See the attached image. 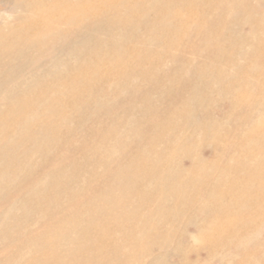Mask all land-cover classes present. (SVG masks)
I'll use <instances>...</instances> for the list:
<instances>
[{
	"label": "rangeland",
	"instance_id": "rangeland-1",
	"mask_svg": "<svg viewBox=\"0 0 264 264\" xmlns=\"http://www.w3.org/2000/svg\"><path fill=\"white\" fill-rule=\"evenodd\" d=\"M119 1L0 0V264H264V29L237 72L251 92L213 85L197 131L171 121L215 59L204 41L251 37L264 0ZM172 133L183 150L154 167Z\"/></svg>",
	"mask_w": 264,
	"mask_h": 264
},
{
	"label": "bare ground",
	"instance_id": "bare-ground-1",
	"mask_svg": "<svg viewBox=\"0 0 264 264\" xmlns=\"http://www.w3.org/2000/svg\"><path fill=\"white\" fill-rule=\"evenodd\" d=\"M103 1H105V0H103ZM177 1L180 3L181 6H187V7L188 6H199L201 4L200 0H177ZM166 2H167V0L163 1L162 4H164ZM121 4H123V1L120 0L119 5L121 6ZM157 5H158L157 3H153V7L151 8V10H152V12H154V14H156L159 17V15H160L159 10L157 8L155 9V6H157ZM237 6H238L237 4H234V2H232L231 5H228L223 10V12L221 13L222 16L227 17L228 19H232L234 21L239 20L240 16L242 14L244 15V10L242 11L239 9L240 11L237 14H234L233 8H235ZM174 16L176 17V15H174ZM121 19L123 20L122 16H121ZM118 22H120V20ZM173 22H174V20H168V19L166 20V22L164 23V33L170 32V30L175 27ZM126 23L130 24V21H126ZM224 28H225V30L228 31L227 36L220 35L221 37H217L213 42H211L210 40L204 41L205 42V48H208L209 50L214 49L216 51V54L214 55L215 59L213 61H211L210 65L205 66L206 72L202 75L203 77L201 78L199 83H193L190 85L189 95L187 98H185L186 100L184 101V110L180 112L181 118L179 116L178 117L175 116V117H173V119H171L172 126L174 125V128H176V126L180 127L181 123L184 122L185 126L188 129H192L191 131H193V132L197 131L199 124H197L196 120L194 119L196 107L199 103H203V101L205 99L206 90L207 89L209 90L213 85H216L219 88L218 89L219 91L222 90V92L228 91V92L232 93L233 97L235 99L238 98V93H239V90L237 89V86H238L237 84L240 83L241 87H244L247 92H251L252 87H254V85L249 82L250 81L249 75H247V76L245 75V77L243 78L242 76L239 77V74L237 72L243 68H246V66H244V64H242L240 62V60L243 61L244 58H246V56L249 55L250 53H257L260 50L261 45H262V41H261L262 39L259 38L258 34L261 31H263V29H264V19L263 20H261V19L254 20V22L251 24V35H252L251 37H245V36L235 37L239 31V24L238 23L233 25L230 22H228V24L226 26H224ZM150 41L152 44V43H154L155 40L150 39ZM171 44L172 45L174 44V46H176L177 41L171 42ZM1 45L2 44L0 43V47H1ZM168 46L171 47V45L169 43H168ZM165 47H166V45H165ZM159 50H161V49L159 48L156 51H159ZM224 53H225V55L222 56V54H224ZM151 58H152V56H151ZM259 65L260 64L255 61V64L252 65L253 67L249 68L250 69L249 72L251 74L257 73L258 72L257 69H258ZM226 66H230L233 69V72L235 73L233 76H228V74L225 71H223V70H226L225 69ZM256 66H257V68H256ZM53 67H54V70H53L54 75H56L58 72H60V70L62 68L56 64L53 65ZM213 68L216 69V74L215 75L212 74L213 76H210L211 78L209 80H211V81H206V80L204 81V76H206V73L210 72L209 71L210 69L213 70ZM249 86H251V87H249ZM242 92H244V91H242ZM200 95H201L202 100L199 102V100L201 99ZM260 96H261L260 98H258L256 101H254V105H256V107H258L259 105H261L264 102V93H261ZM233 103L237 104L236 101H233ZM259 113L261 114V117L256 121V125L260 124L261 122H264V121H262L264 119V110H263V112H259ZM204 129L206 130V133H208L209 137L211 138V141L213 140L212 137L215 134V131L216 132L219 131V128H216L215 125H213V124H207L204 127ZM251 132H253L252 129L247 134H250ZM174 134L175 133L167 134L170 137H168L166 139L167 140L166 145L173 147L175 152L169 151V153L167 154L166 157L155 156L154 158H152L151 162L154 164V167H158L161 165H165V168L170 167V164L176 158L175 153L183 150L184 143L186 142L187 138L185 136L184 137L183 136L177 137ZM197 145L198 144L195 143L194 147ZM171 171H173V170H171ZM171 174H172V172H171ZM171 174H170V171H167V170H166V172L163 171L161 178L159 179V182L161 183V185H163V184L165 185V183L170 181L169 185L172 188V193H177V194L181 195L182 192L184 191L183 190L184 188L182 187V184L180 182L177 183V181L172 178ZM180 188H183V189H180ZM164 193H166V192L164 191ZM259 193L264 194V186L261 184H259Z\"/></svg>",
	"mask_w": 264,
	"mask_h": 264
}]
</instances>
